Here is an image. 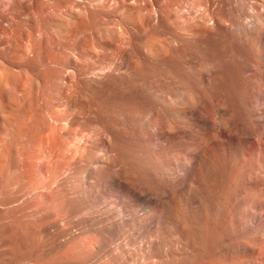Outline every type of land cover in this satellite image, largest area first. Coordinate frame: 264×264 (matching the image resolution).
Segmentation results:
<instances>
[{"label":"bare ground","instance_id":"obj_1","mask_svg":"<svg viewBox=\"0 0 264 264\" xmlns=\"http://www.w3.org/2000/svg\"><path fill=\"white\" fill-rule=\"evenodd\" d=\"M0 264H264V0H0Z\"/></svg>","mask_w":264,"mask_h":264}]
</instances>
